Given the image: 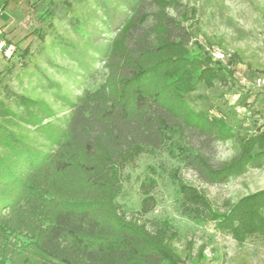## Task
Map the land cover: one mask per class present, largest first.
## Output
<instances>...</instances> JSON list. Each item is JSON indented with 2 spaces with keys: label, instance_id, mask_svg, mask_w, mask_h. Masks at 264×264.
<instances>
[{
  "label": "trees",
  "instance_id": "1",
  "mask_svg": "<svg viewBox=\"0 0 264 264\" xmlns=\"http://www.w3.org/2000/svg\"><path fill=\"white\" fill-rule=\"evenodd\" d=\"M143 2L22 0L25 36L2 35L23 67L51 39L54 57L48 62L59 66L57 55L65 57L75 89L99 61L107 74L94 89L59 94L63 112L43 98L14 92L7 76L15 64L0 71V264H186L172 243L170 221L146 219L157 207L154 178L141 182L138 210L132 216L121 211L125 167L162 150L210 186L264 167V89L256 85L261 76L247 82L236 75V56L214 59L212 43L196 41L167 12L177 0H154V24L131 46L136 26L149 18L141 14ZM77 5L87 8L86 18L76 14ZM112 6L117 16L124 13L123 25L94 45L92 35L107 29ZM66 14L83 44L56 35L55 22ZM238 83L259 90L250 107L261 103L263 111L246 119L252 131L233 157L220 161L216 144L237 135L225 116L197 110L189 97L201 87ZM51 86L60 84L52 80ZM176 183L178 210L186 219L213 225L239 244L264 238V189L227 202L221 211L204 191ZM203 258L202 248L197 261Z\"/></svg>",
  "mask_w": 264,
  "mask_h": 264
},
{
  "label": "rangeland",
  "instance_id": "2",
  "mask_svg": "<svg viewBox=\"0 0 264 264\" xmlns=\"http://www.w3.org/2000/svg\"><path fill=\"white\" fill-rule=\"evenodd\" d=\"M110 1L115 3L121 0ZM177 1L179 4L169 8L167 12L182 21L191 30L196 41L204 45L211 42L212 52H220L228 57L236 56L234 58L236 75L245 77L247 82L257 76L264 78V0ZM113 6L109 9L111 16L105 18L107 22L109 21L107 29L95 36L92 35L91 42L94 45H103L106 42V35H115L123 25L124 13L117 16L114 14ZM21 8L22 6L16 8L15 15L10 14V19L6 22L8 25L3 26V34L14 35L17 40L25 36L27 28L24 21L19 20L23 12ZM157 11L154 0H144L141 14H147L149 18L144 24L136 26L132 34L133 39L130 40L131 46L134 39L150 31ZM75 12L86 18L88 10L77 5ZM72 20L71 15L66 14L64 20L56 21V35L83 44L84 39L73 29ZM52 43L48 38L43 49L34 50L33 46V61H29L27 67L21 65L19 53L14 52L15 46L5 45L0 51V71L15 64L13 73L7 76L8 85L14 92L43 98L57 110L65 112L58 95L79 93L85 88L94 89L104 81L107 70L104 63L99 61L96 71L85 78L80 88L75 89L72 81L67 79L68 61L65 57L57 55L55 62L59 66L49 64L48 59L54 57V53L49 51ZM52 80L58 82L60 86L52 87ZM242 85L245 86L243 91ZM258 91L246 83L230 86L217 84L212 89L201 87L189 97L190 104L197 110H208L212 114L225 116L237 135L236 141L216 144L220 161L233 157L239 147V140L252 131L246 119L263 111L261 103L255 104L254 108L250 107ZM175 169L178 171L173 178L172 171ZM146 177H152L157 181V187L153 192L157 207L146 216V219L170 221L174 233L172 243L186 264H264V238L249 239L239 244L230 236L217 231L213 225L193 223L180 214L176 193V182L181 180L204 191L215 208L225 211L227 202L234 203L243 196L264 189V167L233 177L226 184L210 186L199 182L191 171L165 151L143 154L133 164L126 166L122 173V193L118 203L121 211L127 216H132L139 208L142 199L140 184ZM202 248L205 258L198 262Z\"/></svg>",
  "mask_w": 264,
  "mask_h": 264
},
{
  "label": "crops",
  "instance_id": "3",
  "mask_svg": "<svg viewBox=\"0 0 264 264\" xmlns=\"http://www.w3.org/2000/svg\"><path fill=\"white\" fill-rule=\"evenodd\" d=\"M22 0H0V40L3 35V26L8 25L6 22L10 19V10L19 8Z\"/></svg>",
  "mask_w": 264,
  "mask_h": 264
},
{
  "label": "built area",
  "instance_id": "4",
  "mask_svg": "<svg viewBox=\"0 0 264 264\" xmlns=\"http://www.w3.org/2000/svg\"><path fill=\"white\" fill-rule=\"evenodd\" d=\"M3 47H4V43L2 41H0V51L3 49ZM212 54L214 56V59H216V60H222L224 58V54L223 53L213 52ZM256 85L258 87L264 89V78L263 77L257 78Z\"/></svg>",
  "mask_w": 264,
  "mask_h": 264
}]
</instances>
